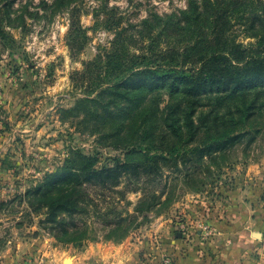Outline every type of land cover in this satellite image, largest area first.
Wrapping results in <instances>:
<instances>
[{
	"label": "rangeland",
	"instance_id": "obj_1",
	"mask_svg": "<svg viewBox=\"0 0 264 264\" xmlns=\"http://www.w3.org/2000/svg\"><path fill=\"white\" fill-rule=\"evenodd\" d=\"M263 3L0 0V264H174L195 250L202 252L201 246L213 255L212 245L219 241H242L237 232L232 238L221 235L218 227L236 223L240 216L234 213H245L246 202L264 199V105L258 104L264 98L248 93L227 100L222 108L223 93H177L175 82L183 87L191 83L179 77L173 80L170 68L177 66L188 73L199 64L188 62L184 46L212 37L209 22L216 9L226 12L229 26L223 35L231 45L257 44L264 30L251 23L264 9ZM207 51L204 55L216 50ZM122 52L133 58L146 55V64L165 65L160 71L169 73L153 80L165 85L146 91L142 105L124 101L123 93L145 91L136 80L122 87L131 68L141 67L122 72L119 62L111 64L112 57ZM90 62L96 65L92 71L86 69ZM193 101L196 104L191 106ZM251 105L259 114L246 124L239 122L240 126L222 133L206 130L211 125L213 131L219 120L235 122L241 115L238 110ZM148 106L150 122L138 115L139 108ZM193 107L195 115L190 114ZM127 108L134 111L130 116ZM191 121L192 129L186 125ZM172 125L184 128L182 142ZM243 125H250L244 128L249 134L235 145L214 151L200 164H181L182 172L173 166L163 170L162 180L175 186L174 199L146 217L139 213L129 219L131 230L123 240L108 238L115 225L98 219L94 212L85 219L96 239L82 244L57 240L40 230L41 217L31 222L28 216L26 191L71 167L102 169L141 162L149 151L168 150L164 141L169 140L177 143L180 153H188L191 145L242 133ZM91 190L93 210L111 207L125 217L134 214L135 203L143 196L142 190H131L126 179L114 189ZM256 235L255 245L264 238ZM219 261L214 258L211 264Z\"/></svg>",
	"mask_w": 264,
	"mask_h": 264
},
{
	"label": "trees",
	"instance_id": "obj_2",
	"mask_svg": "<svg viewBox=\"0 0 264 264\" xmlns=\"http://www.w3.org/2000/svg\"><path fill=\"white\" fill-rule=\"evenodd\" d=\"M224 11L221 8L216 9L212 13L210 18L212 20L209 24H212L213 32L210 39L202 37L204 39L198 44L192 42L193 44L184 46L188 62L198 61L199 64L191 66L188 69V73L184 69L180 70L177 66L170 68V76H173V80L177 81L179 77L181 81L191 83L189 87H183L175 82L176 88L174 90L177 93L191 92L190 94L193 93L195 96H200L202 91L211 90L209 93L217 91L218 93H223L219 97V103L222 108H225L229 102L248 93H255L258 99L264 98V36L257 44H252L250 47L234 42L231 45L229 37L223 35L229 26V21ZM193 14L198 17L202 15L197 11L193 12ZM195 20L198 21L197 18ZM251 24L253 28L258 24L264 30V9L260 11L259 15L254 17ZM202 36L208 35L203 33ZM195 44L198 46H195ZM212 49L216 51L210 55H204L205 51ZM146 59V55L133 58L127 52H122V55L116 53L112 57L111 64L116 66L119 62L120 66L122 65V72L129 67L141 64V67L131 68L127 76L122 79V87L136 80L141 82L139 87H144L142 89L145 92L135 93L131 96L128 93H123L125 102L142 105L148 93L146 91L154 92L165 85L164 83L161 85L160 83L156 84L153 81L163 79L164 76L169 74L161 73L160 71L161 68H165V65L158 64L155 67L146 64ZM143 66H145V69L139 70ZM94 67H96L95 63L90 62L87 63L86 69L92 71ZM226 101L228 103L225 104ZM194 103L195 101L191 102V106H194ZM258 104L264 105L260 101ZM255 106L251 105L245 110L240 108L238 112L241 115L236 120L234 119L235 122L219 120L215 122L216 126L213 131L211 125L206 127V130L211 133H222L228 131L230 126L236 124L240 126V123L246 124L251 118L259 114L257 113V108L253 109ZM126 110L128 116L134 112L130 108ZM151 110L150 106L139 108L138 115L144 116L145 121L150 122L151 119L147 116L151 113ZM194 110L193 107L190 114L193 113L195 115ZM186 125L190 129L193 128L192 121ZM172 128L174 130V132L172 131L173 134L182 142L184 140V132H182L184 128L182 125L180 127L172 125ZM241 128L243 130L242 133H236L232 136L222 134L224 136L220 140H212L204 145H191V151L188 153H180L177 143L169 140L164 141L169 146L168 150H162L161 154H152L149 151L141 162H125L116 167L102 169L71 167V169L56 174L52 179L46 180L26 191L23 197L28 204V216L31 222H34L35 218L41 217L38 222L40 230L53 235L57 240L80 242L82 244L88 239H96V237L90 235L89 223L85 219L86 216L94 212L98 219L115 225L109 229L108 238L115 236L113 238L116 241L123 240L129 235L131 230L132 222L129 219L137 217L139 213L144 214L146 217L149 211L163 204L170 203L174 199L175 186L169 185L168 182L162 180L163 170L173 166L182 172V169H180L181 164L184 166L189 163L200 164L214 151L224 149L228 145H235L249 134V131H245L244 128L248 129L250 125H243ZM259 129L257 128V130ZM145 133L149 134L150 132L145 131ZM194 137L195 135L191 137L190 141ZM253 138L254 136L250 139ZM189 176L191 175L189 174L186 178H189ZM124 179L128 182L131 190L143 191V196L135 203L134 214L129 213L125 217L121 212L110 209L111 207L106 209L95 208L93 210L95 200L93 198L94 192L92 193L91 189L97 187L114 189ZM4 204L5 202L1 203V205ZM127 204L131 205L134 203L128 201ZM112 213L114 215L109 219L108 217ZM39 233L40 231L38 230L35 235H39Z\"/></svg>",
	"mask_w": 264,
	"mask_h": 264
},
{
	"label": "crops",
	"instance_id": "obj_3",
	"mask_svg": "<svg viewBox=\"0 0 264 264\" xmlns=\"http://www.w3.org/2000/svg\"><path fill=\"white\" fill-rule=\"evenodd\" d=\"M261 182L264 186V176ZM263 188H261L262 194L264 193ZM262 201L259 203L253 199L251 202H246L245 213L242 215L239 211L234 213L235 217L240 216L236 223L223 224L218 227L221 235L232 238L234 232H237L243 239L242 241H219L218 245H212L215 250L213 255L201 246L202 252L195 250L174 264H211L214 258L222 259L219 264H264V238L260 239L257 245L254 244L256 234L261 233L264 237V199Z\"/></svg>",
	"mask_w": 264,
	"mask_h": 264
}]
</instances>
